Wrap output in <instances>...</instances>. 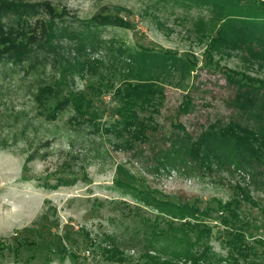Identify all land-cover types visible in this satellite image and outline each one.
Wrapping results in <instances>:
<instances>
[{
  "label": "rangeland",
  "instance_id": "374dc122",
  "mask_svg": "<svg viewBox=\"0 0 264 264\" xmlns=\"http://www.w3.org/2000/svg\"><path fill=\"white\" fill-rule=\"evenodd\" d=\"M48 11L68 26L53 37L61 54L42 45L18 63L0 57V264H193L186 250L194 264H264V177L160 158L172 141L235 117L226 75L264 84V43L211 48L227 19L190 0H0V32H38ZM72 35L99 60L65 74L63 89L82 91L89 111L44 116L31 93L60 77ZM149 76L155 92L129 108L142 129L128 130L117 108ZM162 201L196 212L176 218Z\"/></svg>",
  "mask_w": 264,
  "mask_h": 264
},
{
  "label": "trees",
  "instance_id": "16d2710c",
  "mask_svg": "<svg viewBox=\"0 0 264 264\" xmlns=\"http://www.w3.org/2000/svg\"><path fill=\"white\" fill-rule=\"evenodd\" d=\"M190 1L211 5L220 12L218 14L220 18L225 17L227 19L226 22L223 20L224 23L222 22L220 28L215 31V36L211 38V48L219 43L225 47L250 52L253 43H264V0ZM48 14L51 16V20H39L38 32L35 30L33 33H25L21 23L18 24L17 28L19 29L15 32H0V57L6 56L18 63L24 59V56L29 57L35 54V49L42 45L44 46H42L43 50L48 55L55 57L57 54H61L59 48L52 47L53 37L55 34L67 33L68 26L57 23L59 20H64V16L53 11H48ZM225 33H231L230 39L225 36ZM82 34L84 31L79 32V35ZM71 38L74 41L70 45V52L68 51L66 55L62 54L63 59L58 57L59 61L64 64H60L59 67L60 77L37 86L31 93L32 101L40 109V114L44 116L46 114L54 116L53 114H56L63 105H69L72 111H89L90 102L82 91L63 89L66 81L65 74L67 70H78L77 72L83 76V71H86L85 65L95 64L99 60L88 58L82 51L85 47L83 41L78 40L74 35ZM73 54L75 55L73 56ZM160 57L149 54L144 56V60L156 62ZM143 63L146 64L147 62ZM98 77L100 78V75ZM226 78L234 88L230 104L235 110V117L227 123L218 121L210 124L196 137L186 134L183 138L172 141L167 148L161 149L160 158L162 162L165 161L167 164L177 165L178 162L179 166H184L189 163L193 167L197 166L207 171H213L214 167L224 170L249 169L250 173L248 174L252 178L264 177V84L258 79L235 71L227 74ZM153 79L155 80L149 76V81L140 79L139 83L131 85L129 90L132 92L128 91L126 95L131 99V103L124 102L123 107L119 105L117 108V115L123 119L121 123L128 130H132L131 128L135 130L136 126V130L142 129L141 122L134 116L133 112H129V108L133 107V103L136 105L138 100H144L143 96H146L148 92L149 94L155 92L150 88V84H152L150 82ZM101 82L103 81L100 78V84ZM51 100L55 101L54 104H49ZM186 104H183V109L186 108ZM218 205L219 208H222L220 203ZM159 206L164 210H169L170 213L167 214L176 218L192 217V214L187 215L186 212L190 210L196 212V209L191 206H183L180 203L170 201H162ZM224 209L229 217H236L235 212L229 206L224 207ZM202 228L205 227L199 228V231ZM232 232L234 242L239 239L243 240L241 226L233 227ZM241 248H245L243 242ZM183 254L190 258L192 263L193 261L195 263L193 252L186 250L183 251Z\"/></svg>",
  "mask_w": 264,
  "mask_h": 264
}]
</instances>
